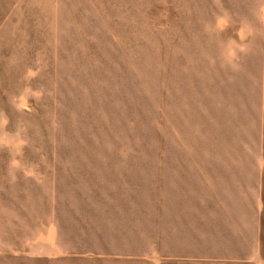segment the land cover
<instances>
[{
    "label": "rangeland",
    "instance_id": "374dc122",
    "mask_svg": "<svg viewBox=\"0 0 264 264\" xmlns=\"http://www.w3.org/2000/svg\"><path fill=\"white\" fill-rule=\"evenodd\" d=\"M263 70L264 0H0V264H264Z\"/></svg>",
    "mask_w": 264,
    "mask_h": 264
},
{
    "label": "crops",
    "instance_id": "0c3cea01",
    "mask_svg": "<svg viewBox=\"0 0 264 264\" xmlns=\"http://www.w3.org/2000/svg\"><path fill=\"white\" fill-rule=\"evenodd\" d=\"M260 95H261V112L264 113V70L262 72V81L260 83ZM264 121V120H263ZM262 121V123H263ZM263 126L261 125L259 128L260 131V143L262 141V138H264V133L262 132ZM264 142L262 141V149L261 152L258 154H242L239 155L237 158H234V162L244 163V162H250L252 165L248 166V168H242V169H236L233 170L234 175L232 176V179L230 177L227 179L228 183H230L233 186V190L235 194H245V195H251V196H259L263 192L261 188H263V172H264ZM233 190L231 192H233ZM256 198H251V204L250 205H256L255 204ZM250 205L247 206V209H250Z\"/></svg>",
    "mask_w": 264,
    "mask_h": 264
}]
</instances>
